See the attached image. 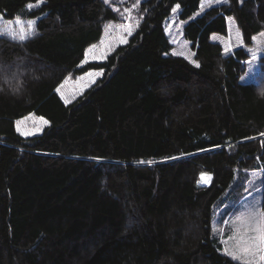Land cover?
I'll list each match as a JSON object with an SVG mask.
<instances>
[{
    "label": "trees",
    "instance_id": "16d2710c",
    "mask_svg": "<svg viewBox=\"0 0 264 264\" xmlns=\"http://www.w3.org/2000/svg\"><path fill=\"white\" fill-rule=\"evenodd\" d=\"M202 2L142 0L128 42L83 64L120 21L104 0H0L5 20L37 19L24 41L0 36V264H241L211 221L259 169L264 209V64L240 83L264 0L197 15ZM175 6L198 66L171 54ZM231 17L242 47L226 54L211 37ZM90 71L101 78L65 104L57 87ZM29 114L48 125L23 138L15 123Z\"/></svg>",
    "mask_w": 264,
    "mask_h": 264
},
{
    "label": "rangeland",
    "instance_id": "374dc122",
    "mask_svg": "<svg viewBox=\"0 0 264 264\" xmlns=\"http://www.w3.org/2000/svg\"><path fill=\"white\" fill-rule=\"evenodd\" d=\"M141 1L142 0H108V3L106 4L118 14L120 21L116 23L111 22L105 26L100 41L87 49L83 64L88 62L104 61L107 56H109L115 49H117L119 46L125 45L128 42V39L136 30L141 17ZM41 4L42 2L30 4L31 8L28 7L29 5L26 8L28 11H32L40 7ZM222 4L224 3H218L216 0H203L200 11L197 15H201L208 9L215 6H220ZM173 9H175V11L172 10L170 17L164 22L165 33L173 47L171 54L182 57L189 63L197 66V62L194 60V54L190 48V44L183 38V28L187 22H182L179 20L178 14L180 10L177 6H175ZM17 20L20 21V25L16 24ZM29 21L33 22V29H35L37 19L29 20L17 18L13 20H5L2 16H0V28H4L5 25H8L11 30L17 33V38L13 39L9 35L0 36L19 41V29L20 27H23L25 29V33H27ZM129 28L131 29V34H129ZM227 28V35L225 37L212 35L211 38L213 42H217L222 46L226 54H231L235 49L242 47V40L234 18L231 17L227 19ZM238 33L239 36L237 35ZM32 35L33 34L26 35L24 40L31 37ZM253 42L254 46L248 51L249 59L245 62V73L240 77V83L242 84L256 82L261 75L262 64H264L263 35L259 34L255 36ZM253 53H255V59H253ZM101 76V71H90L79 77H67L57 87L56 93L65 104H69L83 95V93L92 87L97 82V80L101 78ZM45 121L46 120L43 118L41 119L40 117H36L33 114H29L16 121L15 128L20 136L23 138H30L39 135L44 130V128L48 125V123H45ZM18 128L19 131L17 130ZM22 132L30 134L21 135ZM247 176L248 181L243 190L244 195L237 202L235 201L227 204H218L215 207L214 214L212 216V239L218 245L219 251L224 255H226V247L232 243L229 238L233 234L232 226L236 220V217H238L246 207L252 204H256L257 207L262 209V170L259 169L248 172ZM209 182L210 180L204 182L200 176V186H207ZM226 241L228 242L227 244L225 243Z\"/></svg>",
    "mask_w": 264,
    "mask_h": 264
},
{
    "label": "snow or ice",
    "instance_id": "6c2138e0",
    "mask_svg": "<svg viewBox=\"0 0 264 264\" xmlns=\"http://www.w3.org/2000/svg\"><path fill=\"white\" fill-rule=\"evenodd\" d=\"M216 2L228 3V0H216ZM108 3V0H105ZM31 8V5L28 6ZM175 11V9H173ZM20 25V21H16ZM28 31L20 27L19 41H23L26 35L33 34V22H28ZM131 34V29H128ZM0 35H9L13 39L17 38V33L11 30L8 25L0 28ZM239 36V33L237 34ZM264 35V33H261ZM255 39V37H253ZM126 42V41H124ZM95 47V46H93ZM255 59V53H253ZM83 63V62H82ZM198 66V65H197ZM67 103V101H66ZM42 119V118H41ZM45 123H47L45 121ZM19 131V128L17 129ZM30 133H21V135H29ZM264 135V134H262ZM201 178L204 182L210 180V175L202 173ZM232 236L229 238L232 243L225 249V254L230 256L234 261H240L241 264H264V209L252 204L246 207L233 223ZM228 243L227 241L225 242Z\"/></svg>",
    "mask_w": 264,
    "mask_h": 264
}]
</instances>
